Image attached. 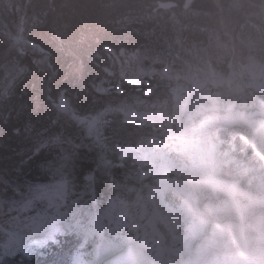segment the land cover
Returning <instances> with one entry per match:
<instances>
[{"label":"trees","instance_id":"trees-1","mask_svg":"<svg viewBox=\"0 0 264 264\" xmlns=\"http://www.w3.org/2000/svg\"><path fill=\"white\" fill-rule=\"evenodd\" d=\"M3 1L0 0L1 23L21 25L24 17L28 24L22 28L20 38L34 48L20 45L11 51L1 25L0 56L9 51L10 54L4 59L5 64L0 60V73L7 71L12 77L10 85H6L7 79L6 86L0 88V172L11 170L34 141L49 139L56 149L71 158L77 169L81 166L94 169L98 189L112 197L121 194L117 186L122 181L107 168H95L93 153L75 146L81 135L52 105L64 99L78 117L107 116L103 134L110 149L115 144L122 145L124 139L127 141L125 136L133 138V129L138 130L139 126L145 131L144 126L149 125L140 120H134V127L126 123L127 107H137L146 98L141 93L142 87L128 84L119 76V66L108 57L109 51L116 55L121 51L135 52L144 63L141 71L150 69L155 72L150 76L155 78H141L128 72L126 76L154 84L160 72L154 67L161 68L166 63L173 70L177 56H189L187 65L182 62V73L193 69L195 62L202 63L197 49L209 45L210 34L224 24L238 33L231 40L226 36L217 38L230 51L219 59V65L216 59H205L221 74H225L229 59L238 57L243 41L264 38V20L254 17L264 0H191L188 6L187 0H6L10 7ZM159 3L174 6L161 8ZM151 57H155L154 62L149 61ZM247 58L257 62L262 59ZM38 59L45 62L44 67L37 64ZM157 59L161 63H156ZM255 64L258 63H253V67H257ZM17 67L22 74H18L19 79L13 84ZM262 68L264 64L259 67ZM105 69L113 75H108ZM101 81L102 86L111 88L108 95L94 90ZM168 126L166 123L165 129ZM141 135L140 142L131 145L144 147L151 143L150 134ZM36 259L46 264H62L68 256L52 249Z\"/></svg>","mask_w":264,"mask_h":264},{"label":"rangeland","instance_id":"rangeland-1","mask_svg":"<svg viewBox=\"0 0 264 264\" xmlns=\"http://www.w3.org/2000/svg\"><path fill=\"white\" fill-rule=\"evenodd\" d=\"M190 2L191 0H187L185 6H188ZM3 4L10 7V3L6 0L3 1ZM162 5H170V3H163ZM1 22L0 17V27L2 25L4 35L9 38L7 39L10 41L11 51L19 49V46L23 45L20 38L22 28H26L27 21L22 17L21 25L16 26ZM209 39V45L197 49L203 62L194 63L193 68L196 70L208 68V63L205 61L207 58L216 59V63L220 64L219 59L225 55V52L230 51L225 43L222 45L213 37ZM245 45L241 44L243 49L238 48L240 54L235 59L236 66L243 71L244 68L249 70L251 65L253 67V63H258L255 64L257 65L256 73L264 77L263 70L259 69L264 64V53L258 55V57H262L259 62L248 59L249 55L246 52L250 50L247 47L245 49ZM238 46L240 45L238 44ZM9 54L10 51L8 54L0 56V60L4 64V59ZM125 55L126 52L124 51L117 55L112 51L108 52V57L115 60L123 73L133 72L131 66L137 65L141 60L138 59L137 55H134V58ZM149 61L154 62L155 57H151ZM36 62L42 67L45 65L41 59ZM158 62L161 63L157 59L156 63ZM14 71L13 84L15 80L19 79L18 74H22V69L17 67ZM104 71L108 75H112L109 69ZM161 71L165 77L171 78L170 65L165 63ZM11 77L7 71L3 74L0 73V88L10 85ZM7 79L8 83L4 85ZM170 80L173 83L169 84L164 80L157 79L154 84H143L134 78L127 79L131 84L143 85L142 94L148 89L151 99L142 100L141 105L137 107H127L130 112L126 115L130 118L136 116L138 119L148 117L154 122L146 121L148 122L147 125H150L144 126V129L147 130L144 131L138 126V130L133 129V138L130 139L129 136H125L127 141L124 139L121 142L122 145L115 144L110 149L105 144L106 138L103 134L107 116L103 117L102 115L100 118L96 115L78 117L67 105V102L62 99L57 104L52 105L57 114L72 125L75 133L87 137L86 143H83L78 137L81 143H76L75 146H82L92 152L95 156V162L113 171L116 175L113 174L114 177L122 181L117 187H121L127 198L119 199L123 202H116L113 199V203L121 211L114 226L115 235L108 243L110 251L108 264H189L199 257L195 251L198 246L207 249L209 244L203 243L200 239L206 236H201L200 239L191 240L186 246H179V242L189 238V234L194 231L197 222L210 224L211 229L221 233L226 226L224 222L228 226H233L238 207L241 209L244 207L246 210L249 208L251 197L255 198V196L261 195L264 190V169L258 173L254 172L259 165L264 166V146H259L256 136V133L264 131V113L262 118L256 115H261L259 112L263 110V89H258L260 95L257 92L256 95H253V86L239 82L245 90L240 87L223 90L227 95H230L233 90L234 94L243 97L247 103L248 112L252 113L250 115L242 114L245 112H239L237 107H233L232 112L228 110L220 117L222 112H217L216 119L214 114L211 117L204 112L198 115L199 113H194L192 109L189 108L188 110L183 100L189 87V79L180 81L171 78ZM100 83L101 85L96 86L94 90L99 94L108 95L111 88L102 86L103 81ZM243 91L245 95H242ZM129 98L130 95L127 99ZM169 116L177 125L176 132L163 130V122ZM248 120L255 122L252 128L245 125ZM232 122L236 125L232 126ZM239 124H244L241 126L246 130L244 136L238 135L237 132L234 134L228 132V128L235 130ZM151 126L152 128L148 129ZM73 130L71 129L72 133H74ZM206 130H211L215 135L224 136L227 140L233 138L239 143L249 146L248 150H245L247 146L244 149L242 145L240 147L247 153L249 151L246 161L235 164L232 157L226 158L224 155L226 146L222 145L216 151L213 150L209 135L204 133ZM175 133L177 135L173 136ZM143 134H150L152 140L149 145L144 147L131 145V143H139L140 135L143 137ZM154 140L156 142H152ZM228 143L230 144V142ZM166 156L168 157L166 165L161 166V158ZM226 165H228L227 170L225 169ZM219 171L221 174H218ZM126 179H130L131 183L124 182ZM232 182L234 183L232 184ZM228 191L235 197L230 195ZM205 210L207 214H204ZM121 230L126 233L135 231L136 240H123L117 234V231ZM231 231L232 228H229L223 233L230 236ZM211 256L217 258L215 255Z\"/></svg>","mask_w":264,"mask_h":264},{"label":"snow or ice","instance_id":"snow-or-ice-1","mask_svg":"<svg viewBox=\"0 0 264 264\" xmlns=\"http://www.w3.org/2000/svg\"><path fill=\"white\" fill-rule=\"evenodd\" d=\"M120 211L94 169H77L49 139L36 140L0 172V264H46L36 257L52 249L67 253L62 264H108Z\"/></svg>","mask_w":264,"mask_h":264},{"label":"bare ground","instance_id":"bare-ground-1","mask_svg":"<svg viewBox=\"0 0 264 264\" xmlns=\"http://www.w3.org/2000/svg\"><path fill=\"white\" fill-rule=\"evenodd\" d=\"M254 17L259 18L260 21L264 20V5L262 6V8L261 7L258 8V10L255 12ZM222 22L223 21H221L220 23H222ZM233 33L234 32H232L230 30V27H228L226 24H224L223 26H221V29H214L213 32L210 34V37L211 38L213 37V38H215L214 40H217L218 37L226 36V38L228 40H231L233 38L232 35L238 34L237 32L234 34ZM247 43H249V44L246 46L245 44H247ZM243 44L245 45V49H246V47H247V49L249 48L250 51L246 52V54H248L249 56H258V55H261L264 53V39H263V37L261 39L255 41V42H252V41L244 42L243 41ZM127 55L134 58V55L132 53H126L125 56L129 57ZM188 58H189L188 55H185V56L181 55V56H177V59H174L175 61H177V63L175 65H173L172 77L185 75L184 73H182V72H184V66H183L182 62L187 65L189 62ZM138 64L143 65L144 63L141 60V62ZM154 68L155 69L156 68L161 69L158 66H155ZM204 133L209 135L211 147L213 150L215 149V151H216L217 149L221 148V146L223 145V146H226L225 147L226 150L224 151L225 157L226 158L232 157V160L234 161L233 163L237 164V163H241V162L246 161L249 151L247 153L243 149L247 145L239 143L238 140H234L233 138H230L231 140H229V139L227 140V138L224 136L215 135L213 132H211V130H206V131H204ZM261 136L262 137L259 140L261 142H264V132L261 133ZM228 142H230V144ZM241 145H242L243 149L240 148ZM248 149H249V146H247L245 150H248ZM167 159H168L167 156L161 158V161H160L161 166L166 165ZM227 166L228 165H226V167H225L226 170H227ZM95 168L105 169V167L99 165L98 162H95ZM256 168L257 169L254 172L258 173V171L261 172V169H264V166L259 165ZM159 170H162V169H159ZM218 174H221V171H219ZM233 183L234 182H232V184ZM263 186H264V184H263ZM262 195H264V190L262 191L261 195L255 196V198L251 197V199L255 202L253 204V209H254V206H255V208H259L258 204L264 203V196H262ZM204 213H207V212L205 211ZM0 214H2V213H0ZM243 224H244V220L241 219L240 225H241L242 229L244 228ZM2 230H3L2 227H0V245L5 243V237H4V233H2ZM261 231H264V229H262ZM189 235H190L189 238H186L183 241L178 243L179 246L180 245L186 246L191 242V240L200 239L201 236H206V237L200 239L201 241H203L204 243H210L207 245L208 246L207 249L201 248L198 246V248L195 251H196V255H198L199 257L195 258L194 261L189 262V264H229L228 257L230 256L232 250L234 249L233 245L231 244L232 243L231 238H225L223 233H219V231L211 229L210 224H206L204 222H197L195 225L194 231L191 232ZM238 238H240V235ZM237 241H238V239H237ZM236 244H237V242H236ZM0 249L2 250V247H0ZM221 254H223V256H220ZM211 255H218V256H217V258H214ZM255 264H258V263L255 262Z\"/></svg>","mask_w":264,"mask_h":264},{"label":"clouds","instance_id":"clouds-1","mask_svg":"<svg viewBox=\"0 0 264 264\" xmlns=\"http://www.w3.org/2000/svg\"><path fill=\"white\" fill-rule=\"evenodd\" d=\"M258 242H264V231L238 238L236 247L228 257L229 264H255V261L249 256V248Z\"/></svg>","mask_w":264,"mask_h":264},{"label":"water","instance_id":"water-1","mask_svg":"<svg viewBox=\"0 0 264 264\" xmlns=\"http://www.w3.org/2000/svg\"><path fill=\"white\" fill-rule=\"evenodd\" d=\"M169 5H163V7H168ZM147 94V93H146Z\"/></svg>","mask_w":264,"mask_h":264}]
</instances>
